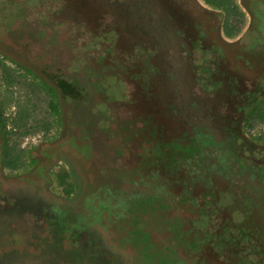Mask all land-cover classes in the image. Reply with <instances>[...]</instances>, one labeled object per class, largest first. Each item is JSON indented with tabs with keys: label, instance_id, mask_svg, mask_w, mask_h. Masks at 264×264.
I'll return each instance as SVG.
<instances>
[{
	"label": "flooded vegetation",
	"instance_id": "1",
	"mask_svg": "<svg viewBox=\"0 0 264 264\" xmlns=\"http://www.w3.org/2000/svg\"><path fill=\"white\" fill-rule=\"evenodd\" d=\"M75 1L85 9L78 28L105 40L62 35L66 28L60 40H0L4 57L42 78L45 84L36 83L42 92L53 90L49 109L56 107L53 99L70 107L63 112L61 140L44 139L15 168L4 166L7 137L0 127V263L264 264V143L247 134L253 121L260 122L247 113L264 98V8L257 4L264 0H246L258 7L250 9L247 35L254 30L259 37L228 43L202 25L191 33L192 22L183 18L203 11L193 0ZM127 3L147 14L146 26L136 14L126 17ZM112 9L121 20L119 28L112 19L103 28L112 40L92 34L100 28L97 18ZM144 29L146 37L140 35ZM61 42L82 77L69 81L61 77L65 71L56 75L47 64L50 52L62 51ZM102 73L127 84L122 97H102L95 83L87 89L83 79ZM133 133L141 136L136 148L129 144ZM58 159L70 166L79 159L84 169L105 173L104 181L82 186L69 206L75 187L68 173L55 168ZM73 170L74 176L82 173ZM60 179L72 192L68 197ZM223 189L232 192V213L227 204H216ZM187 201L194 204L183 205ZM149 214L154 218L144 221ZM198 215L205 224L189 228ZM132 218L144 225L134 228L139 223ZM186 231L190 237L182 235Z\"/></svg>",
	"mask_w": 264,
	"mask_h": 264
},
{
	"label": "rangeland",
	"instance_id": "2",
	"mask_svg": "<svg viewBox=\"0 0 264 264\" xmlns=\"http://www.w3.org/2000/svg\"><path fill=\"white\" fill-rule=\"evenodd\" d=\"M213 1L220 6H217V7L214 6L213 7L211 5H207L203 0H193L192 1L193 5L195 4L196 6L201 7L203 10L199 16L198 15H195V16L191 15V13L189 12L183 18L184 22H188V23L192 22V25L190 24L192 27H189V29H191V33L193 35H196V33L199 31L198 27L200 25H202V27H204L203 30L205 32H210L211 36L213 35V36L217 37L218 40H225V42H227L228 40H253V38H252L253 35H255L256 37H259L256 34H254L255 33L254 30H252V32H251V33H253V35H251V37H250V35H247L248 32H250V30H251L250 26L252 23V16L250 13V9L256 10L257 6L256 7L251 6L250 4H248L246 2V0H213ZM163 2H164V0H163ZM128 4H129V8H125V11L127 10L125 12L126 17H128V15L131 16L132 14H136L137 16H139L138 20H140V21L142 20L141 26L142 27L146 26L147 14H142V13L138 14L137 11L135 10L134 5L132 3H127V5ZM146 4H149V2H147ZM257 4H258V6L261 4L260 5L261 8H264V5L262 3H257ZM183 5H185V4L183 3ZM103 6H104V3H103ZM111 7H112V5L110 4L109 9H111ZM44 8H47V7H45L43 5L42 8H40V9H44ZM51 8H53V7H51ZM114 9H117V7L115 6ZM114 9L109 10L108 12H104V14L102 13L100 18L99 19L97 18V20H96V26H98L100 28H104V27L106 28L107 27L106 22H109V21L111 22V19H112L114 21L113 23H115L114 25L116 26V28H119L120 25H117V23H121V20L119 18L117 20V17H115V16H117V13H115L116 10L114 11ZM122 9H124V8H122ZM194 10L195 9H193V11ZM41 12H42V10H41ZM218 15L220 16V21H215V20H217ZM105 16L109 17V19L105 18ZM60 19L61 18L59 17V21H60ZM262 21H264V19H262L260 23H262ZM127 22H129V19ZM0 23H2V22H0ZM78 23L80 24L81 22H78ZM139 24H140V22L138 23L136 20V22L134 23V27L133 28L131 27L130 32L131 33L135 32L136 26H139ZM67 26L71 27L70 29L69 28L65 29V31L68 30V34H69L68 36L73 37V35L76 34L77 35L76 38H78V40H92V38H93L92 35L89 36V34H85L84 32H82V30L80 31V29L78 28V24L76 25L74 21H72L71 24H67ZM147 26H148V24H147ZM20 31H21V33H20ZM20 31H18L17 34H21V35H18L21 37L18 38L16 36V38L13 40H33V38L31 36L27 37V34L25 33L26 31L25 32L22 30H20ZM145 31H146L145 29L141 30L140 35H142L144 37ZM121 32L126 33L124 29H122ZM105 33H104V35H105L104 37L107 38L108 40L109 39L112 40V38H111L112 35H110L107 32H105ZM230 33H231V35H229ZM146 35L148 37V34H146ZM255 36H253V37H255ZM112 37H114V36H112ZM260 37H262V34H260ZM120 39H121V37H120ZM123 40H128V39H123ZM0 60H2L3 64L7 68L12 70V72L15 71L14 75L16 76V81H18V83H20L19 85H14V87H13V92L15 93L13 95V99L17 100V102H19L20 110H21L20 112L26 114V119L24 121L25 122V129H29L30 134L31 133H43L45 135L44 139H46V140L47 139L49 140L51 138L53 141H57L58 139L61 140V136L63 134L61 132V123H64V119H63L64 113L63 112L66 113L67 111H69L70 107L68 108V106H64L62 103H60V100L53 99L54 104L56 105V108L58 110V114H55L54 116H50V109L47 106V102H48V99L50 98L51 94L50 93L48 94L47 92H42L39 88H38V91L30 93V91L28 89L29 88L28 85L31 82H33L32 86L37 87L36 86L37 82L39 83L42 81L43 84H45V81L42 78L38 77L37 75L28 74L25 71L24 66H18L13 60L4 57L1 53H0ZM22 65H24V64H22ZM96 76H98V75H96ZM98 77H100L102 79V82H106L107 80H109L108 87H106V89H105V90L109 91V97H111V95H113L114 97H117L116 99H119L117 94L120 95V97H122V95H121L122 91L128 90L127 84L125 82L121 83V85H117V80L113 77V75L110 76V75L104 74V75H101ZM127 78H124V79L129 80ZM133 80L134 79H131L129 81H133ZM180 82L183 83L184 80H180ZM195 85H196V83H195ZM120 88H121V91L119 92ZM193 90H195V88ZM193 96H195V97L198 96L196 90L193 92ZM124 100H121V102H124ZM11 112H14V111H12V109H11L7 113L11 114ZM58 124H59V126H57ZM47 125H50V128H49V131L47 133H45L44 131L41 130V128L45 127ZM103 134L106 135V133H103ZM247 134L252 139L258 141L260 138H262V135H264V124L261 122H258V121H253L249 127V132L247 131ZM22 136L23 135H19L18 133L13 135V136L11 135L9 138L8 145L11 148V150H12L11 153L13 155H16L17 153L18 154L22 153V155H21V156H23L22 159L23 160L25 159L24 161H26V158H28V155L30 154V152L37 149L42 143H40L38 146L32 148L31 150L24 151L20 147V142H19L20 138ZM44 139H43V141H44ZM129 140H130V142H129L130 146H133L134 148H136L137 143H139V142L141 143V136H138L137 133H133L130 136ZM131 156L134 158L133 154H131ZM137 156L139 158H141V154H139ZM78 161H79V159H74V166H70V164L68 162H66L62 159H58L57 162L55 163V168L60 167L62 169V170H60L61 174L68 173L71 176L73 186L75 187L74 194H72L70 199H68V201L66 202L67 205H69V206H73V204L77 202V200H78L77 198L79 197V194H80V188H82V186L87 185V187H92L93 184H95L97 181L101 182V180H103V177L105 176V173L98 172L100 175H98L97 180H95V176L98 173H94L93 169H88V167H87V169L86 168L84 169L82 167L83 164H81V163L79 164ZM73 168L75 170L77 169V171H79V172L81 171L82 173L76 174V176H74L71 172V171H74ZM101 176H102V179L99 178ZM221 192L222 193L219 195L221 197V199L219 201V196H218L217 201H219V202H216V204H219V205L227 204L226 207L228 208V210L230 209V213H232L233 209L236 207L234 199L232 198V192L230 190H225V189H223ZM184 199L190 200L189 198H184ZM253 202H257V200H255L253 198ZM187 203L189 206L194 204V203H192V201H187V202L183 203V205H187ZM201 205H202V203H201ZM150 213H151V211H150ZM153 215L154 214L147 215L146 217L149 219L144 217V221H150V219L154 218ZM132 220L137 221L139 223L137 226H134V228L139 227V229H140L141 225H144L143 224L144 222L142 223L141 219L132 218ZM203 220H206L205 217L202 215H198L196 219L193 218L191 220L189 228L196 229V225H201V224L204 225L205 222H203ZM162 221H163V218L158 220L156 225H160L162 223ZM154 233H157L156 230L154 231ZM159 233L160 232H158L156 234V236H158ZM182 235L189 236V237L191 236L188 231L183 232ZM2 242L3 241L0 240V253L5 249L3 246L4 244ZM21 258H24L23 255H21V257H19V259H21ZM0 264H3V263H0Z\"/></svg>",
	"mask_w": 264,
	"mask_h": 264
},
{
	"label": "trees",
	"instance_id": "3",
	"mask_svg": "<svg viewBox=\"0 0 264 264\" xmlns=\"http://www.w3.org/2000/svg\"><path fill=\"white\" fill-rule=\"evenodd\" d=\"M203 1L207 5H211L213 7L220 6L216 4L213 0H203ZM43 5L47 8L40 9L42 8ZM80 6L77 4L75 0H0V22H2L0 23V40L10 41L15 39L16 36L20 38L21 36L18 35L21 34H17V32L20 30L24 32L26 31L25 33L27 34V37L31 36L33 40H51V41L60 40L59 33L61 32V29L70 28L65 24H71V22L74 21L75 24L77 25L78 22L80 21V15H79L81 14L80 9L85 10ZM194 6L197 7L196 5ZM78 7H79V11H78ZM71 8L74 10H71ZM65 12H69L71 14L70 17H67ZM254 15L256 14L254 13ZM59 17L61 18L62 22L59 21ZM104 31L105 29L103 28H99V29L93 28L92 34L93 33L94 35L95 33L104 34ZM82 32H90V30L84 28ZM62 35H69L68 31H65V33H63ZM229 35H231V33ZM95 36L96 37H93L92 40H105L99 38L98 35ZM63 39L68 40L69 38L67 36H63ZM17 42H19V40H17ZM58 44L56 43L55 47H57ZM66 46L67 45L64 42H61V44H59L57 48V50L62 49L61 52L49 51L50 52V54H48L49 63L47 64L52 63L53 65L52 70L55 71L54 73L56 75L60 74V72L64 73L63 71H65V73L61 77L64 76L68 77L66 79L70 81V79L75 80L73 77L70 78L71 76L78 78L79 76L82 77V75L80 72L74 73L75 69L73 67L76 65L67 60L68 58L66 57V55L68 48ZM55 53L57 54V57H52V55H54ZM100 61L101 62L99 63V65L101 66V68L107 66L106 63L107 61L104 62L103 59ZM91 65H94L93 62H91ZM64 68H68L69 70ZM103 69L107 70L106 68ZM83 72L85 74V71ZM14 73L15 71L12 72V70L7 68L3 64V61L0 60V124H1L0 127L2 129L4 136L7 137V146H6L7 149H6V154L3 156V162H4V166L9 165L15 168L16 166L18 167L20 165L19 160L22 157L21 156L22 153L17 154V156L10 155V152H12V150L8 145L9 138L11 135L13 136L17 133L23 136L26 134H30L29 133L30 130L25 129L24 121L26 119V114L20 112L21 110H20L19 102L13 99V95L15 94L13 92V87L14 85L20 84L18 83V81H16V76L14 75ZM102 75L104 74L102 73ZM108 81L109 80H107L106 82H102V79L96 77L91 78V76L90 78L88 77L86 80L83 79V82L85 83L86 87H88L87 89L93 88L92 87L93 83L98 85L100 89L99 93L100 91H102L101 92L102 97H109L108 96L109 92L105 90L106 89L105 87H108ZM32 84L33 82H31L28 85L29 87L28 89L30 93L38 91V87H34L32 86ZM50 92L51 95L54 94L52 89L50 90ZM255 102L256 103H254L252 109L247 113V117L250 120L251 118H253V116L256 115L258 120L264 124V98L261 99L258 98V100ZM51 103H52V99L51 101H49V105H52ZM260 105H262L261 108ZM52 106L50 108V116H54L55 114H57L56 107L55 106L52 107ZM13 107L15 108V115H13L14 112L8 114L7 112H9ZM49 128L50 125H47L45 127H42L41 130L47 133L49 131ZM258 141L264 143V135H262V138H260ZM7 151H9V154H7ZM11 158H14V160H12ZM12 161H14L15 163H11ZM59 185L62 186L65 185L64 179L59 180ZM67 187L68 186L65 185L66 189L64 191V195L66 197H68L72 193L71 190L68 189Z\"/></svg>",
	"mask_w": 264,
	"mask_h": 264
},
{
	"label": "built area",
	"instance_id": "4",
	"mask_svg": "<svg viewBox=\"0 0 264 264\" xmlns=\"http://www.w3.org/2000/svg\"><path fill=\"white\" fill-rule=\"evenodd\" d=\"M44 136L43 133L26 134L20 138V147L24 151L31 150L43 142Z\"/></svg>",
	"mask_w": 264,
	"mask_h": 264
}]
</instances>
